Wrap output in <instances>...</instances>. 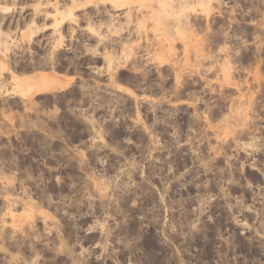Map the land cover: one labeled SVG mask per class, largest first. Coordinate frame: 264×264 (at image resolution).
<instances>
[{
    "label": "rangeland",
    "instance_id": "rangeland-1",
    "mask_svg": "<svg viewBox=\"0 0 264 264\" xmlns=\"http://www.w3.org/2000/svg\"><path fill=\"white\" fill-rule=\"evenodd\" d=\"M0 34V264H264V0H0Z\"/></svg>",
    "mask_w": 264,
    "mask_h": 264
},
{
    "label": "bare ground",
    "instance_id": "bare-ground-1",
    "mask_svg": "<svg viewBox=\"0 0 264 264\" xmlns=\"http://www.w3.org/2000/svg\"><path fill=\"white\" fill-rule=\"evenodd\" d=\"M109 25H110V24H109ZM111 25H113V24H111ZM111 25H110V26H111ZM92 27H93V26H92ZM92 27H91V28H92ZM98 27H99V26H98ZM93 29H94V30H97V29H95V27L92 28V30H93ZM98 31H99V30H98ZM98 31H97V32H98ZM0 35H1V34H0ZM2 35H3V34H2ZM3 37H5V35H4ZM1 38H2V37L0 36V43H2V42H1ZM5 38H6V37H5ZM4 42H5V41H4ZM4 44H5V43H4ZM4 44H3V45H4ZM1 45H2V44H1ZM0 48H1V47H0ZM2 48H4V47H2ZM112 55H113V54H112ZM107 56H108V55H107ZM109 56H110V55H109Z\"/></svg>",
    "mask_w": 264,
    "mask_h": 264
}]
</instances>
